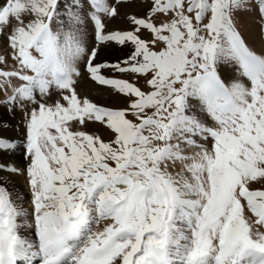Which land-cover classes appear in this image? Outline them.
Segmentation results:
<instances>
[{"label": "snow or ice", "instance_id": "1", "mask_svg": "<svg viewBox=\"0 0 264 264\" xmlns=\"http://www.w3.org/2000/svg\"><path fill=\"white\" fill-rule=\"evenodd\" d=\"M0 96V264H264V0H0Z\"/></svg>", "mask_w": 264, "mask_h": 264}, {"label": "rangeland", "instance_id": "2", "mask_svg": "<svg viewBox=\"0 0 264 264\" xmlns=\"http://www.w3.org/2000/svg\"><path fill=\"white\" fill-rule=\"evenodd\" d=\"M115 26H123V25H122V23L117 22ZM120 54L121 53H119V52H113V53H106L105 52V53H101V58L102 59H113L115 56L120 55ZM77 87H78V90L81 92L93 93L97 86L90 81H81V83ZM2 98L3 97L0 96V99H2ZM0 109H1L0 110V120L6 121L9 125V127H7V128H0V134L4 135L6 137H10L11 132H9L8 130L11 129L12 132H16L17 134H19L18 147L19 146L22 147V144H20L19 141H21L23 139L24 129H23L22 125L19 128H17V122L20 119V114L17 113L15 119H13V117L11 115H9L8 113H6L2 108H0ZM14 154L18 155V157L22 160L21 161V165H22L24 162L23 161V148H21V150L18 149V152H17V150H15Z\"/></svg>", "mask_w": 264, "mask_h": 264}, {"label": "bare ground", "instance_id": "3", "mask_svg": "<svg viewBox=\"0 0 264 264\" xmlns=\"http://www.w3.org/2000/svg\"><path fill=\"white\" fill-rule=\"evenodd\" d=\"M1 110V109H0ZM8 130V129H7ZM9 132H11L10 134V137L11 138H14V139H17L18 141V137H19V134H17L16 132H12L11 129L8 130ZM18 132V131H17ZM20 147V148H19ZM17 147V152H18V149L21 150V146ZM3 159H8L10 163H15L17 165H21V159L18 157V155L12 153L10 156H7V157H3Z\"/></svg>", "mask_w": 264, "mask_h": 264}]
</instances>
